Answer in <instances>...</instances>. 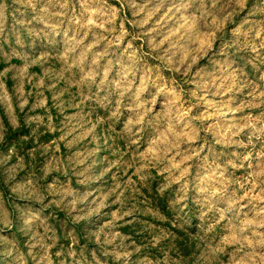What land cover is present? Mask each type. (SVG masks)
Wrapping results in <instances>:
<instances>
[{
  "label": "clouds",
  "instance_id": "clouds-1",
  "mask_svg": "<svg viewBox=\"0 0 264 264\" xmlns=\"http://www.w3.org/2000/svg\"><path fill=\"white\" fill-rule=\"evenodd\" d=\"M0 264H264V0H0Z\"/></svg>",
  "mask_w": 264,
  "mask_h": 264
}]
</instances>
